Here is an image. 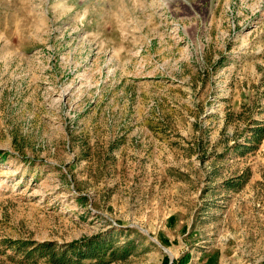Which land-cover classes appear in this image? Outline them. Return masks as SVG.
Listing matches in <instances>:
<instances>
[{"label": "rangeland", "instance_id": "rangeland-1", "mask_svg": "<svg viewBox=\"0 0 264 264\" xmlns=\"http://www.w3.org/2000/svg\"><path fill=\"white\" fill-rule=\"evenodd\" d=\"M258 128L264 0H0V264H264Z\"/></svg>", "mask_w": 264, "mask_h": 264}, {"label": "trees", "instance_id": "trees-1", "mask_svg": "<svg viewBox=\"0 0 264 264\" xmlns=\"http://www.w3.org/2000/svg\"><path fill=\"white\" fill-rule=\"evenodd\" d=\"M256 134H257V140L260 141L263 137H264V129L263 128H258V130L256 131ZM42 246H45L47 244L43 243V244H40Z\"/></svg>", "mask_w": 264, "mask_h": 264}]
</instances>
